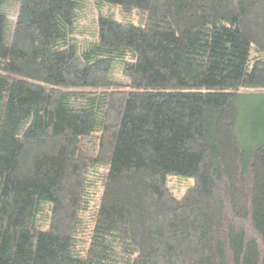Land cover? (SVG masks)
Wrapping results in <instances>:
<instances>
[{"label": "trees", "instance_id": "16d2710c", "mask_svg": "<svg viewBox=\"0 0 264 264\" xmlns=\"http://www.w3.org/2000/svg\"><path fill=\"white\" fill-rule=\"evenodd\" d=\"M0 264H264V0H0Z\"/></svg>", "mask_w": 264, "mask_h": 264}, {"label": "rangeland", "instance_id": "374dc122", "mask_svg": "<svg viewBox=\"0 0 264 264\" xmlns=\"http://www.w3.org/2000/svg\"><path fill=\"white\" fill-rule=\"evenodd\" d=\"M112 8L117 11L119 10V6L115 4L112 5ZM11 12H12V16L16 15L15 11L12 10ZM97 15H98L97 7L94 5V3L88 2L87 6L85 7V16L83 18L84 20L83 24H81V30H85L86 28L93 30L94 27L96 26ZM120 16H121V13L119 12L115 15L116 18H119ZM136 21L138 22L137 19ZM112 75L115 79L119 81L129 82L128 78H126L123 75L122 70L119 66L114 68ZM193 181H194V177L192 178V177H188L184 175L170 174V176L168 177L167 183L170 187L173 188L176 196H181L183 192L185 191V189L188 186L192 185Z\"/></svg>", "mask_w": 264, "mask_h": 264}]
</instances>
